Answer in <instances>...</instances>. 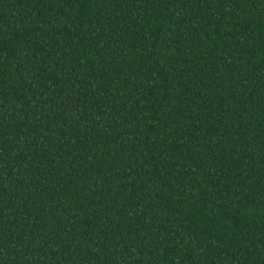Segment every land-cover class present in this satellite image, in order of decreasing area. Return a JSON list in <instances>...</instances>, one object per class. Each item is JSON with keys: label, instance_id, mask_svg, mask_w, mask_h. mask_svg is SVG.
<instances>
[{"label": "trees", "instance_id": "trees-1", "mask_svg": "<svg viewBox=\"0 0 264 264\" xmlns=\"http://www.w3.org/2000/svg\"><path fill=\"white\" fill-rule=\"evenodd\" d=\"M0 264H264V0H0Z\"/></svg>", "mask_w": 264, "mask_h": 264}]
</instances>
